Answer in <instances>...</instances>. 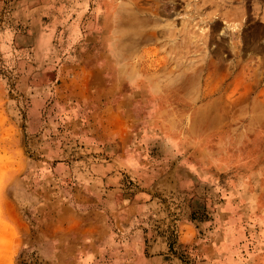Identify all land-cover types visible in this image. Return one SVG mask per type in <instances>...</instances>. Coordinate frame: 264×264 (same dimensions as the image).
Wrapping results in <instances>:
<instances>
[{
    "label": "rangeland",
    "instance_id": "obj_1",
    "mask_svg": "<svg viewBox=\"0 0 264 264\" xmlns=\"http://www.w3.org/2000/svg\"><path fill=\"white\" fill-rule=\"evenodd\" d=\"M0 264H264V0H0Z\"/></svg>",
    "mask_w": 264,
    "mask_h": 264
}]
</instances>
